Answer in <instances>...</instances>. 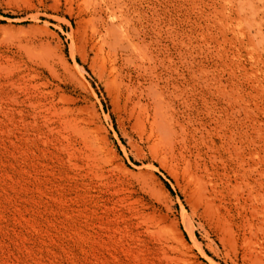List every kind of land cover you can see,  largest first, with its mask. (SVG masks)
Here are the masks:
<instances>
[{
  "label": "rangeland",
  "instance_id": "obj_1",
  "mask_svg": "<svg viewBox=\"0 0 264 264\" xmlns=\"http://www.w3.org/2000/svg\"><path fill=\"white\" fill-rule=\"evenodd\" d=\"M183 256L264 264V0H0V264Z\"/></svg>",
  "mask_w": 264,
  "mask_h": 264
},
{
  "label": "bare ground",
  "instance_id": "obj_2",
  "mask_svg": "<svg viewBox=\"0 0 264 264\" xmlns=\"http://www.w3.org/2000/svg\"><path fill=\"white\" fill-rule=\"evenodd\" d=\"M42 42H43V41H42ZM37 44H38V43H37ZM39 44H40V43H39ZM40 45H41V44H40ZM42 45H43V50H45L46 48H44V46H46V44H45V45H44V44H42ZM32 46L34 47V46H35V44H34V45H32ZM38 47H39V46H38ZM95 47L97 48V51H96V54H95V56L98 58V57L100 56V54H101L102 47H101V45L99 46V44H95ZM40 48H41V52H40V49H39V51H38V52H39V53H42V51H43V50H42V46H41ZM33 50H36V51H37V50H38V48H37V49L35 48V49H33ZM36 51H35V52H36ZM159 139H160V138H159ZM183 255H185V254H183ZM183 257H184V258H180L179 260H181V261H182V264H184L185 262L187 263V262H188V260H187L188 258H186V259H185V256H183ZM181 261H180V262H181ZM187 264H188V263H187Z\"/></svg>",
  "mask_w": 264,
  "mask_h": 264
}]
</instances>
